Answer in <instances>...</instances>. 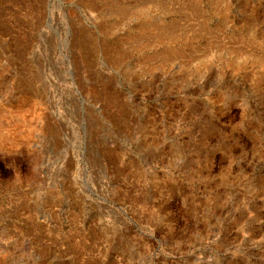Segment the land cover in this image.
<instances>
[{
  "label": "rangeland",
  "instance_id": "obj_1",
  "mask_svg": "<svg viewBox=\"0 0 264 264\" xmlns=\"http://www.w3.org/2000/svg\"><path fill=\"white\" fill-rule=\"evenodd\" d=\"M76 1H54L60 22ZM41 2L0 0V35L13 25L37 45ZM117 5L96 21L114 27L117 73L81 89L85 110L69 106L70 73L15 85L1 63L0 264H264V0ZM23 56L15 68L34 76Z\"/></svg>",
  "mask_w": 264,
  "mask_h": 264
},
{
  "label": "bare ground",
  "instance_id": "obj_2",
  "mask_svg": "<svg viewBox=\"0 0 264 264\" xmlns=\"http://www.w3.org/2000/svg\"><path fill=\"white\" fill-rule=\"evenodd\" d=\"M41 1L43 2V0ZM49 1L50 0H46L47 4L49 5L48 8L45 7L43 9H37L36 7L35 12L31 13L32 19H31V24L30 23L29 24L30 26L32 25L33 35H35L36 33L37 26H39V24H41L42 22L46 21L45 25L47 29L43 30V32H40L39 34L40 42H38L37 45L34 46L32 44V41H31L32 34L30 36V32H29L30 37H28L26 40L22 39L20 35L18 34V31L14 30V28L12 27L13 25L8 26V28L7 27L5 28L6 38L0 35V74L4 72L3 67H1V63L2 64L4 63V66L7 67V70H9L8 72H10V70L17 71V73L14 72L15 73L14 74L15 75V78H14L15 85L20 83L18 82L19 78L20 79L24 78L28 83L32 85H34V83L36 82V87L38 88L37 83L41 84L40 79L43 76H47L49 78L48 74H45V68H47V66L50 71V76L52 78V81H54L55 83L59 81L64 82L65 80H68V75L70 73L71 74L70 79L72 80V83L66 84L65 87L63 88V91L67 93V101H69V106L75 105L76 108L85 110L86 105L89 102V100L87 99V96L83 94L84 91L82 92L81 89L83 87L90 88V89L94 88L95 84L97 83L96 78L98 76L104 77L107 81L111 82L112 80L111 77H115L114 73H117L115 71V66H116L115 62L121 56L120 52H118V54L113 53L114 50L116 49L114 45L115 42H114V44L110 46L109 57L107 58V51L103 49V42H104V39L111 38V36H113L112 30L114 29V27L111 23H107V22H106L107 26L103 27V25H97L96 21L98 20L103 21V19L108 18L111 15H114L115 13H118L120 9H119V6L117 5V0H99L101 2L102 10L97 11L94 14L93 13L94 10L92 9V7L88 6L89 0H81V2L79 3H77L76 1L75 4L71 3V9H74L76 13L75 12L72 13L70 10H68V12L64 16L63 15L61 16L60 14V16L62 17V21L60 22L59 15H57L55 12L57 8L54 3L55 0L51 2ZM57 1H58L57 2L58 7L59 6L61 7L63 6L66 0H57ZM42 2L40 3L39 7L43 4ZM26 7L27 5L25 4L24 5L25 11L27 10ZM57 11L59 12V9ZM139 11L140 10H138L137 12ZM2 13L4 12L2 11ZM123 18H125V16ZM176 27L178 28V25H176ZM64 29H67V33L69 34V37L68 36L64 37V32H65ZM7 37H10L13 40H15V50H13V52L8 51L9 43H8ZM24 37H26L25 34H24ZM57 38H59V40H57ZM47 39H51L52 42L51 43L48 42ZM94 41L99 46H97ZM85 43H88V44L92 43V46L94 48H97L100 53V55H98L99 53L95 51L97 55L96 57H93V68L91 66L92 63H90L89 65L87 63L89 58H88L86 49L84 47ZM67 50H69V52H67ZM20 53L22 54L21 56H20ZM23 55L33 56V65L36 67L34 76L24 66L21 68L20 72L17 68H15L16 65L14 64L18 62L20 59H23L22 58L24 57ZM1 57L3 58V60H1ZM96 60H101L100 61L101 65L99 67H96L97 65V63H95ZM166 60L168 59L166 58ZM107 68H109L113 73H110L109 71L106 72ZM41 87H43L41 88V91L43 93L45 92L47 93L49 92V88H52V85L48 86V84H46V82L44 81ZM13 88L14 87H12V90ZM53 89L54 88H52V90ZM103 91L104 89L100 87V92H103ZM79 97L82 99H80ZM107 97H108V102L111 103L112 105L118 106L123 101V99L122 101H119L120 99H117V97H115L112 94H110ZM127 100H129V102H132L131 101L132 98L126 99L125 101ZM123 104L126 105V103H123ZM127 107H130V105L128 104ZM101 111H103V109H101ZM40 119L42 120V118ZM44 123L45 122H42L43 124L42 126L45 125ZM113 212L116 213L118 218L120 217V213L118 211L113 210ZM128 223H126L125 226H122V233H123L125 240H127V236L130 231V226Z\"/></svg>",
  "mask_w": 264,
  "mask_h": 264
}]
</instances>
